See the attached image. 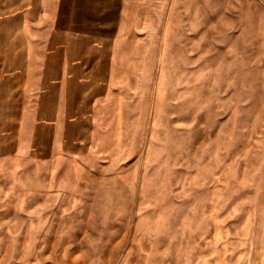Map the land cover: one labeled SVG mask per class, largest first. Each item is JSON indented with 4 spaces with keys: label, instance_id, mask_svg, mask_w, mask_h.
Returning a JSON list of instances; mask_svg holds the SVG:
<instances>
[{
    "label": "rangeland",
    "instance_id": "1",
    "mask_svg": "<svg viewBox=\"0 0 264 264\" xmlns=\"http://www.w3.org/2000/svg\"><path fill=\"white\" fill-rule=\"evenodd\" d=\"M129 1L86 30L39 0L0 264H264V0Z\"/></svg>",
    "mask_w": 264,
    "mask_h": 264
},
{
    "label": "crops",
    "instance_id": "2",
    "mask_svg": "<svg viewBox=\"0 0 264 264\" xmlns=\"http://www.w3.org/2000/svg\"><path fill=\"white\" fill-rule=\"evenodd\" d=\"M46 3V9H54L52 0H41ZM60 5L59 26L71 27L79 24L86 30L97 20L102 23L104 10H119L129 8L124 5L129 0H57ZM31 18L26 19L23 10V0H0V140L5 137L7 122V107L22 105L25 88H35L39 81L41 70L39 65L38 39L33 27L38 26L37 9L39 0L28 2ZM50 4V5H49ZM72 11H75L73 14ZM34 18V19H33ZM28 26L30 29H28ZM92 30V29H90ZM45 52V49H42ZM46 55L48 73H56V80L64 79L65 67L61 55ZM42 55V56H43ZM84 56V62L76 63L78 71L87 74L86 60L93 57ZM69 64V63H68ZM75 66V64H74ZM70 69L68 65V70ZM68 74V72L66 71Z\"/></svg>",
    "mask_w": 264,
    "mask_h": 264
}]
</instances>
